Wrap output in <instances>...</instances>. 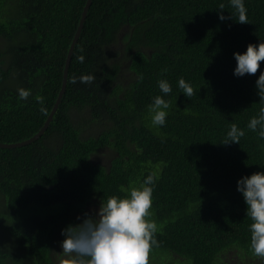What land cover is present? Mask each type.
<instances>
[{
	"label": "trees",
	"instance_id": "trees-1",
	"mask_svg": "<svg viewBox=\"0 0 264 264\" xmlns=\"http://www.w3.org/2000/svg\"><path fill=\"white\" fill-rule=\"evenodd\" d=\"M86 2L0 0L1 142L44 125ZM244 2L246 24L219 19L234 12L229 0H93L49 127L30 144L0 147V264H56L65 226L149 173L157 244L148 264H233L222 257L234 251L236 264H264L249 250L251 220L237 191L239 178L264 171V140L247 128L261 106L264 61L237 77L233 55L264 41V0ZM82 74L95 79L71 82ZM181 77L194 87L190 98ZM159 79L173 89L163 126L148 110L164 95ZM232 123L245 136L219 144Z\"/></svg>",
	"mask_w": 264,
	"mask_h": 264
},
{
	"label": "clouds",
	"instance_id": "clouds-1",
	"mask_svg": "<svg viewBox=\"0 0 264 264\" xmlns=\"http://www.w3.org/2000/svg\"><path fill=\"white\" fill-rule=\"evenodd\" d=\"M234 12L226 17L221 12L219 19H234L235 21L248 23L247 8L244 0H229ZM224 4L219 10L224 9ZM236 67L234 75L242 77L245 74H255L260 68V61H264V41L259 44H248L243 53L235 52ZM85 57H78L83 63ZM166 72L167 69H163ZM93 74L73 76L72 83L77 80L81 83H92ZM140 81L143 75L138 76ZM159 90L164 94L156 95L148 105L151 114V122L155 126H163L166 123L170 103L164 96L172 92V85L167 79L157 81ZM178 87L186 97L195 95L191 82L183 77L178 80ZM256 87L261 105L257 115L251 117L247 128L255 132L264 140V71H261L256 80ZM18 96L21 100H27L31 95L30 90L18 88ZM41 111L44 112L43 97L40 98ZM245 136V130L232 123L222 143H239ZM156 177L149 173L139 187H132L130 192L121 196H109L101 200L100 206L94 212H85L78 216L79 223L68 224L61 230L64 239L60 242L63 264H148L152 247L157 244L155 233L157 224L149 219L150 209L153 203V190ZM237 191L242 194L246 204V216L250 218V245L249 250L257 257L264 258V171H257L251 175H244L237 181Z\"/></svg>",
	"mask_w": 264,
	"mask_h": 264
},
{
	"label": "water",
	"instance_id": "water-1",
	"mask_svg": "<svg viewBox=\"0 0 264 264\" xmlns=\"http://www.w3.org/2000/svg\"><path fill=\"white\" fill-rule=\"evenodd\" d=\"M92 2H93V0H87L86 4L84 6V9L82 12V17L80 20V24L77 28L76 34L73 38V41H72V44L70 46L69 53H68V56L66 59V68H65V72H64L63 87L60 90L59 95L57 97V100H56L47 120L45 121L44 125L41 127V129L36 134L31 136L30 138L22 140V141L13 142V143H6V142L0 141V147L15 148V147H21V146H25L27 144H30V143L34 142L35 140L39 139L44 134V132L47 130V128L49 127L51 121L53 120L54 113L56 112L57 108L59 107L60 103L62 102V97H63L64 92L66 90L67 76H68V72H69V65L71 62V58H72L75 46H76V44L80 38V35L82 33V29L84 27L86 17H87V14H88V11H89V8H90Z\"/></svg>",
	"mask_w": 264,
	"mask_h": 264
},
{
	"label": "rangeland",
	"instance_id": "rangeland-1",
	"mask_svg": "<svg viewBox=\"0 0 264 264\" xmlns=\"http://www.w3.org/2000/svg\"><path fill=\"white\" fill-rule=\"evenodd\" d=\"M98 208H99V206L94 204L93 206H90L88 208V212L89 213L94 212ZM57 250H58V253L56 254L55 262H56V264H63L64 256L62 254V248L60 246V242L58 244V249ZM224 256L225 257H222V260H227L228 262L233 263V264H236L237 262H239L241 260L240 256L237 255L235 253V251L230 253V254L228 253V254H226Z\"/></svg>",
	"mask_w": 264,
	"mask_h": 264
}]
</instances>
